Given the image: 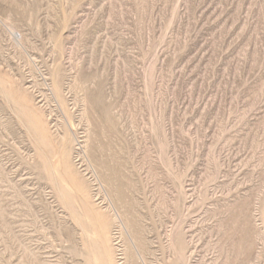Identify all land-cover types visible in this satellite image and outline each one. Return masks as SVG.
Segmentation results:
<instances>
[{
	"label": "rangeland",
	"instance_id": "rangeland-1",
	"mask_svg": "<svg viewBox=\"0 0 264 264\" xmlns=\"http://www.w3.org/2000/svg\"><path fill=\"white\" fill-rule=\"evenodd\" d=\"M0 264H264V0H0Z\"/></svg>",
	"mask_w": 264,
	"mask_h": 264
},
{
	"label": "bare ground",
	"instance_id": "bare-ground-1",
	"mask_svg": "<svg viewBox=\"0 0 264 264\" xmlns=\"http://www.w3.org/2000/svg\"><path fill=\"white\" fill-rule=\"evenodd\" d=\"M15 37H16V39H19L20 38V36H19L18 33H15Z\"/></svg>",
	"mask_w": 264,
	"mask_h": 264
}]
</instances>
